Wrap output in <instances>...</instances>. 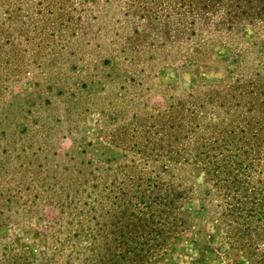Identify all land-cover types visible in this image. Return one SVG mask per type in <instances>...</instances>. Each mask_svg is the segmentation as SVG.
<instances>
[{
	"label": "rangeland",
	"instance_id": "rangeland-1",
	"mask_svg": "<svg viewBox=\"0 0 264 264\" xmlns=\"http://www.w3.org/2000/svg\"><path fill=\"white\" fill-rule=\"evenodd\" d=\"M244 202L264 0H0V264H264Z\"/></svg>",
	"mask_w": 264,
	"mask_h": 264
},
{
	"label": "trees",
	"instance_id": "trees-1",
	"mask_svg": "<svg viewBox=\"0 0 264 264\" xmlns=\"http://www.w3.org/2000/svg\"><path fill=\"white\" fill-rule=\"evenodd\" d=\"M248 193H249L248 191H243L242 196H246ZM256 204L254 203L250 204L249 202H244L243 204L240 205V209L239 208L229 209L231 216H233L232 220L237 224L242 223L243 225L245 224L251 225L252 222H255V221L258 222V224H264V203L260 202L257 204V206ZM238 211L243 212V214L242 215L239 214ZM124 242L125 241H122V244ZM135 252L137 253L134 255H128L125 257V260H126L125 264H144L145 262H148V261L143 260L145 257V254H143L141 250H138ZM109 259H110V263H107V264H116L117 260L115 259L114 254H113V258L109 257ZM145 264H150V263H145Z\"/></svg>",
	"mask_w": 264,
	"mask_h": 264
}]
</instances>
